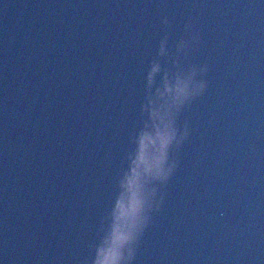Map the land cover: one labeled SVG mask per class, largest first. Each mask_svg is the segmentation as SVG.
<instances>
[{"label":"water","instance_id":"1","mask_svg":"<svg viewBox=\"0 0 264 264\" xmlns=\"http://www.w3.org/2000/svg\"><path fill=\"white\" fill-rule=\"evenodd\" d=\"M165 75L206 87L133 264H264V0H0V264L92 255Z\"/></svg>","mask_w":264,"mask_h":264},{"label":"clouds","instance_id":"2","mask_svg":"<svg viewBox=\"0 0 264 264\" xmlns=\"http://www.w3.org/2000/svg\"><path fill=\"white\" fill-rule=\"evenodd\" d=\"M164 22L167 23V18ZM158 67L154 64L147 73L149 85L153 83ZM205 87L206 82L189 87L186 82L178 81L174 89L165 75L164 92L159 89L157 92L160 96L168 93L171 102L165 101L167 109L163 113L160 108L165 105L151 109L153 126L138 133L135 157L131 161L130 170L124 172L123 179L119 181L123 191L113 202L111 219L107 223L102 220L97 242L89 245L92 255L83 259L81 264H133L141 237L150 223L151 213L158 210L163 202V193H160L159 199L153 203L151 197L157 188L150 185L166 184L177 166L175 159L172 165L167 164L170 152L178 149L182 143L177 139V115ZM187 135L188 129L185 126L182 139Z\"/></svg>","mask_w":264,"mask_h":264}]
</instances>
